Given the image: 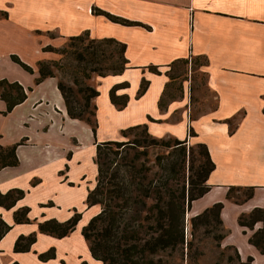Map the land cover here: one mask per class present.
<instances>
[{
	"label": "crops",
	"instance_id": "crops-1",
	"mask_svg": "<svg viewBox=\"0 0 264 264\" xmlns=\"http://www.w3.org/2000/svg\"><path fill=\"white\" fill-rule=\"evenodd\" d=\"M119 2L123 5L122 11L116 7ZM93 7L139 21L149 28L112 22L87 10ZM0 11L6 13L0 17V80L16 81L26 93V97L6 113H3L5 101L0 97V144L19 143L16 147L18 164L0 168V192L12 188L24 191V196L12 208L0 206V215L7 223L11 224L14 209L22 205L30 206V218L41 213L60 220L69 216V213L59 215L55 212L59 206L55 199V206L33 210L29 196L39 187L41 179L25 173L24 182L20 181L19 174L25 161L50 160L61 150L65 151L64 156L70 157L66 159L69 165L67 181L59 178L60 170L55 176L58 184L73 187L76 182L71 181V161L78 157L84 145L78 129H85L89 138L85 147L95 141L120 139L122 129L145 123L154 137L186 139L188 144L204 143L207 146L215 164L206 180L209 188L191 202L188 212L195 215L215 202H222L220 218L227 232L221 244L233 246L241 260L250 256L251 264H264V252L248 242L249 235L261 223L257 222L253 230L245 228V233L237 223L241 212L264 206V0H0ZM86 19L93 24L85 23ZM100 24L105 27L103 30L96 29ZM110 29H122L127 34L120 37L109 32ZM84 30H88L93 38L113 37L124 42L128 60L120 74L94 79L99 91L93 98L97 121L95 136L86 123L67 115L55 77H47L38 83L35 80L38 61L59 57L56 52L45 51L43 47H62L68 37ZM11 55L28 64L33 72L24 70ZM196 57L206 59L197 69L205 75L204 88L215 95V106L191 116V106L196 107L189 99V93L186 95V89H191L190 77L189 85L182 86L181 95L168 99L159 107L165 89H169L170 78L166 72L173 62ZM150 65L156 66L160 73L150 71ZM142 79L147 80L148 85L137 97ZM123 81H128L129 86L116 93L127 94L128 101L123 109L117 110L109 101L108 91L113 84ZM116 112L125 116L124 123L115 124V119L112 122L110 115ZM101 122L111 125L104 126L108 127L106 133L98 126ZM190 129L193 135L189 134ZM35 165L37 163L32 166ZM232 185L254 186L253 195L240 203L232 202L226 198ZM46 200L38 201L37 205ZM92 207H86V210ZM75 230L63 237H53L40 233L36 223L15 224L0 239V264L13 261L65 264L61 247L75 233L77 241L80 235L86 249L77 257L98 264L81 231ZM32 231L37 235L31 250L13 251L15 238ZM50 247L55 249L54 258L40 261L37 253Z\"/></svg>",
	"mask_w": 264,
	"mask_h": 264
},
{
	"label": "trees",
	"instance_id": "trees-1",
	"mask_svg": "<svg viewBox=\"0 0 264 264\" xmlns=\"http://www.w3.org/2000/svg\"><path fill=\"white\" fill-rule=\"evenodd\" d=\"M91 11L93 14L102 15L122 25L148 27L139 21L129 20L97 7H93ZM3 16H6V13L0 11V17ZM125 48V43L116 38H93L88 30H84L80 34L68 37L67 43L62 47L55 48L50 45L43 47V50L54 51L60 57L57 60L38 61V75L35 80L38 83L47 77H58L54 70L60 72V77L57 78V88L63 98L67 115L86 123L95 136L96 105L92 100L99 94V91L96 87L85 83V80L91 78V74L97 76L120 74L127 67L128 62L125 57ZM66 55L74 61L71 70L65 63ZM11 58L27 72H33L32 68L16 55H11ZM203 59L204 64L206 59ZM189 60V58H181L174 62L186 64ZM148 68L154 73H160L154 65ZM166 74L170 78L169 71ZM147 85V80L140 81L136 92L137 97L145 92ZM128 86L129 83L123 81L113 84L108 91L109 101L117 110L125 107L128 96L125 93L117 94L116 92ZM0 97L5 101L6 107L3 113H6L21 102L26 97V93L16 81L1 79ZM162 100V98L159 100V107L163 105ZM134 130H139L142 136L134 137L131 141L106 140L95 145L94 161L97 175L94 186L87 192L85 203L87 206L98 205L99 209L81 230L83 238L88 243L91 256L101 264H169L168 260H163L162 256H169L171 259L176 253L182 255L181 249L184 244L188 252L190 248L188 246L192 245L197 226H203L204 230L211 232V238L217 245H220V241L227 232L220 218V210L223 206L220 201L192 215L190 217L191 238L185 239L184 236V214L190 208L191 202L208 190L206 180L215 167L207 146L204 143L195 144L200 154L199 162L194 167L195 157L192 156V146L189 145L187 152L186 139L154 137L148 132L145 123L122 129L121 135L126 136ZM189 134L193 135L191 129ZM18 144H0V168L18 164L16 155ZM112 145H114L113 148ZM129 145H140L143 148L161 145L178 151L180 159L162 163V160L158 158L157 164L161 172L159 176L154 177L144 161H138L141 152L145 151L138 153L135 150L133 156L124 157L123 162L116 159L118 153L128 152ZM187 158V168L190 173L184 178L181 171L184 169ZM253 191L254 186L232 185L226 192V198L240 203L250 198ZM23 196L24 191L19 188L0 192V206L6 209L11 208ZM28 210V207L23 206L14 211L13 221L17 224L28 223ZM79 218V214L74 213L63 222L54 219L43 220L38 223V230L53 237H63L73 230ZM257 222H260L261 226L254 229ZM237 223L244 228V233L245 228L254 229L248 237V242L261 253L264 252V206L241 212L237 217ZM10 227L11 225L0 217V239ZM34 241L35 233L20 235L15 240L13 249L15 252L28 251ZM224 247L231 248L235 252L238 264H251L250 256L241 260L233 246ZM179 249L180 252H178ZM54 256L52 247L38 254V257L44 261ZM80 264L88 263L82 261Z\"/></svg>",
	"mask_w": 264,
	"mask_h": 264
},
{
	"label": "rangeland",
	"instance_id": "rangeland-1",
	"mask_svg": "<svg viewBox=\"0 0 264 264\" xmlns=\"http://www.w3.org/2000/svg\"><path fill=\"white\" fill-rule=\"evenodd\" d=\"M91 4L89 3V6ZM116 7L118 10L122 11L123 10V5L119 2V4H116ZM90 8V7H88ZM88 11H91V9H87ZM85 23L93 24V22L90 19H86ZM105 27H103L102 24H100L96 29L103 30ZM109 28H106L108 30ZM112 33H115L119 35L120 37H124L125 34H127L124 30L120 29H110ZM68 38L66 39L65 44L67 43ZM64 44V45H65ZM63 45V46H64ZM59 55V54H58ZM60 57V56H59ZM59 57L57 59H59ZM56 59V60H57ZM204 62V59L202 57H199L198 59L192 58V60H189L186 64L183 62H174L170 69H169V76H170V82H169V89H165V93L163 94V100L162 102H166L168 99L178 97L181 95L183 92L182 86L189 85L190 77L192 81L190 82L191 84V89H186V95L189 93V99L191 102H193L194 106L196 107L195 109L192 108L191 106V116H195L196 114L209 110L215 106V95L213 92H210L209 90L204 88V81H205V75L202 71L198 70L197 67L198 65L202 64ZM66 65L69 67L68 69H72L74 64V61L72 58L68 55H66ZM189 67H191L189 71ZM54 70V69H53ZM192 70V73H191ZM54 73L60 77V72L54 70ZM96 74H91V78L88 80H85V83L95 87V81L94 79L96 78ZM58 77H55L56 80ZM68 79V78H67ZM65 79V81H67ZM128 82V81H127ZM103 100V96L101 98ZM93 101V100H92ZM111 120L115 119V124H122L124 123V120L126 119L125 116L120 113L116 112V114H111L110 115ZM99 128H104L105 133L108 130V127L104 126H111L107 125L104 122H101L100 125H98ZM97 128V127H96ZM88 133V132H87ZM100 135H102V132H99ZM78 136H81V138L84 139V145L88 142L87 135L85 129H78ZM141 133L139 130H134L129 133H127L126 136H122L120 139H114L116 141H131L134 139V137H141ZM87 139V140H86ZM163 139H168V138H163ZM113 140V139H111ZM87 141V142H86ZM106 141V140H105ZM99 141H95L91 145H87L81 148L79 151L80 154L78 157L76 156V159H73L72 162V170H71V181L76 182V185L72 182H66L68 185H71L73 187L67 186L65 183H62V185L58 184L56 180V176L58 170L59 171V178L62 179L63 181H67V173L66 171L69 168V165L66 159H70L69 155L66 157L64 156V152H58V154L54 155L52 159L49 160L47 159H37L35 158L33 161H25L23 163L22 169H21V174H19V178L21 182H24L25 179V173H32V175H35L36 177H39L41 179V182L38 184L39 187L35 190L32 191L30 196H29V202L31 206L33 207V210H41L40 207H49V206H55L54 199L58 201L59 206L57 205L58 209L55 210L57 214L59 215H65L69 213V216L63 220H60L56 217H45L44 213H41L39 216L36 215L34 218H30L29 212L31 210L30 206L27 205H22L20 207H16L14 211L20 209L21 207L25 206L28 207V212H27V217L29 219L28 223H36L37 224V230H38V223L47 220V219H54L58 222H63L67 220L71 215L74 213L79 214V220L75 224L73 230H82V227L88 222L86 219L89 218V215L91 213L96 212V210L99 209L98 205H94L92 208L88 209L91 206H87L85 203L86 200V195L88 190H90L95 183L96 175H97V167L95 164V145ZM101 142V141H100ZM192 146V156H194V167L197 166L198 164V156L200 154L199 148L195 144H188L186 143L185 147L188 152V147ZM114 145L111 147L113 148ZM133 147V148H131ZM105 148V147H103ZM137 150L138 153L139 151H145L141 152V154L138 157V161H144L147 167L150 168L151 173H153L154 177L159 176L161 170L160 167L157 164L158 158L163 161L167 162L168 160L174 161L175 159H180L178 151L176 150H171L170 148H166L161 145H152L146 148H143V146H128V152H121L117 154V160L123 162L124 157H132L134 151ZM70 150H68L69 153ZM171 151V152H170ZM67 153V154H68ZM170 153V154H169ZM66 155V154H65ZM35 166H32L36 164ZM188 165V158L186 159L184 163V169L181 171L183 173L184 178L189 175V170L187 168ZM32 166L31 169H29ZM164 173V172H162ZM69 175V174H68ZM80 177V180H79ZM78 180V181H77ZM53 197V198H50ZM48 199V200H46ZM40 200H46L42 203L37 202ZM149 201V200H147ZM191 206V205H190ZM2 207V206H1ZM13 207V206H12ZM11 207V208H12ZM88 207V208H86ZM4 208V207H3ZM6 209V208H5ZM10 209V208H8ZM190 209V208H189ZM189 209L186 210L184 214V236L185 239H190L191 234H190V217L192 215L189 214ZM13 211V212H14ZM93 216V215H92ZM91 216V217H92ZM2 218V216L0 215ZM3 219V218H2ZM90 219V218H89ZM88 219V220H89ZM4 220V219H3ZM5 221V220H4ZM6 222V221H5ZM7 223V222H6ZM10 229L13 227V225L17 224L13 221V216H12V222ZM21 224V223H19ZM25 224V223H22ZM9 229V230H10ZM8 230V231H9ZM72 230V231H73ZM75 230V231H76ZM7 231V232H8ZM39 231V230H38ZM70 231L69 233H71ZM6 232V233H7ZM40 232V231H39ZM5 233V234H6ZM30 233H35V241H36V232L32 231ZM28 233V234H30ZM41 233V232H40ZM68 233V234H69ZM4 234V235H5ZM28 234H19L20 235H28ZM66 234V235H68ZM3 235V236H4ZM77 233L73 235V237L69 240V242L64 244L61 249V253H64L65 256V264H78L81 263L82 261L87 262L90 264L87 260L85 259H80L77 256L78 255H83L85 253V244L81 240L80 235H78L79 240L77 241L76 237ZM82 235V234H81ZM17 236V237H18ZM15 238V240L17 239ZM76 237V238H75ZM14 240V242H15ZM85 240V239H84ZM34 241V242H35ZM87 246L88 243L85 240ZM14 245V243H13ZM33 245V243H32ZM32 245L30 246L31 250ZM226 246V245H225ZM190 247V248H189ZM51 248V247H50ZM49 248V249H50ZM53 248V247H52ZM188 252L185 244L183 245L181 251L183 252L182 255L179 253L174 254L173 258L170 259L169 256L163 255L162 258L163 260H168L169 264H238V261L236 259L235 252L228 247H224L221 244L217 245L216 242L211 238V232H208L204 230L203 226H197L195 231H194V237L192 238V245L188 246ZM13 249V246H12ZM48 249V250H49ZM54 249V248H53ZM14 251V249H13ZM47 251V250H46ZM22 252H27V251H22ZM45 252V251H44ZM40 252V253H44ZM180 252V249L179 251ZM37 253V258L40 261L41 260L38 257ZM55 253V249H54ZM170 259V260H169ZM80 261V262H79ZM18 264H20L18 261H13ZM12 262V263H13ZM98 264H101L100 262Z\"/></svg>",
	"mask_w": 264,
	"mask_h": 264
}]
</instances>
